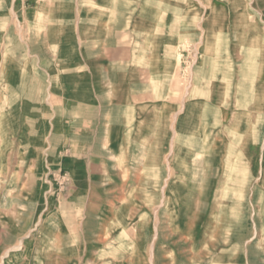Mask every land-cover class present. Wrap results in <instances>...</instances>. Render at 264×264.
Returning a JSON list of instances; mask_svg holds the SVG:
<instances>
[{
  "label": "crops",
  "instance_id": "1",
  "mask_svg": "<svg viewBox=\"0 0 264 264\" xmlns=\"http://www.w3.org/2000/svg\"><path fill=\"white\" fill-rule=\"evenodd\" d=\"M13 1L3 64L46 75L52 165L71 178L27 255L264 264V0H40L18 18Z\"/></svg>",
  "mask_w": 264,
  "mask_h": 264
},
{
  "label": "rangeland",
  "instance_id": "2",
  "mask_svg": "<svg viewBox=\"0 0 264 264\" xmlns=\"http://www.w3.org/2000/svg\"><path fill=\"white\" fill-rule=\"evenodd\" d=\"M39 1L14 0V17ZM250 3L258 8L257 1ZM21 70L31 76L32 66H19ZM14 73L15 66L3 64L0 49V264H37L38 258L27 255V242L36 235L48 204L69 201L71 178L52 165L46 75L33 82L15 80Z\"/></svg>",
  "mask_w": 264,
  "mask_h": 264
}]
</instances>
